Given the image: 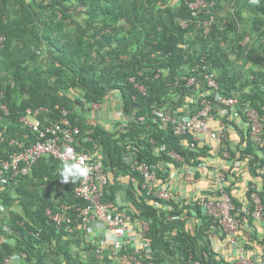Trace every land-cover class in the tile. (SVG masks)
Here are the masks:
<instances>
[{"label": "trees", "instance_id": "trees-1", "mask_svg": "<svg viewBox=\"0 0 264 264\" xmlns=\"http://www.w3.org/2000/svg\"><path fill=\"white\" fill-rule=\"evenodd\" d=\"M195 1L0 0V160L22 149L16 141L27 146L41 140L20 121L27 108L43 107L42 130L60 118L78 126L76 151L95 152L108 174L104 198L117 211L148 222L149 252L137 254L143 264L234 260L215 245L214 239L226 235L198 199L154 197L127 156L151 165L161 183L182 178L183 167L196 168V177L198 166L213 165L216 155L243 161L253 178H264V0H202L193 13L189 4ZM205 74L214 76L217 88L207 85ZM216 93L235 97L238 110L234 120L227 107L212 105L214 117L223 119L220 140L192 146L191 133L176 134L171 121L157 113L191 115L203 96L213 100ZM250 109L261 124L256 138L246 115ZM228 125L237 130V141L229 137ZM65 163L71 162L42 154L28 173L0 183V264L20 252L21 264H133L108 253L95 256L83 228L69 232L66 223L57 228L46 215L47 208L61 211L65 204V214L74 217L83 204L73 195L79 179H61ZM219 167L239 231L251 236L242 241L245 252L252 254L255 239L264 264V231L258 236L254 230L255 220L264 221V185L258 190L249 181L240 200L231 194L233 182L226 185L228 170ZM253 192L260 198L259 216ZM120 253L133 250L126 246Z\"/></svg>", "mask_w": 264, "mask_h": 264}, {"label": "built area", "instance_id": "built-area-1", "mask_svg": "<svg viewBox=\"0 0 264 264\" xmlns=\"http://www.w3.org/2000/svg\"><path fill=\"white\" fill-rule=\"evenodd\" d=\"M202 4V0H196L189 4L191 9H195L193 13ZM199 10V9H198ZM205 32L208 30L209 22L204 21ZM184 24V23H183ZM4 36L0 34V43ZM207 85L211 89L217 88L214 76L205 74ZM193 79H189V84ZM207 86V87H208ZM143 90V87H139ZM3 91L0 89V95ZM193 101V99H192ZM195 101V100H194ZM220 106H225L229 109L230 117L234 120L238 116L236 108L237 99L231 96H224L216 93L213 100L203 96L199 101L201 107L193 114H173L170 111H160L157 113L161 116L164 122L168 120L173 124V129L176 134L191 133L193 135L194 146L195 142H201L205 137L213 140H220L223 136L222 129L215 126L212 127L210 120L214 119L212 114V105L214 103ZM195 103V102H194ZM2 109L7 112V108L2 104ZM43 107L36 109L27 108L23 115L20 116V121L29 126L33 131L39 133L41 140L32 142L24 146L22 142L16 141L18 148L7 159L0 160V183H6L7 180L16 174H26L30 171L32 164L42 155L49 154L60 160L61 162H79L84 160L85 165L90 169L87 176L79 177L78 183L73 188L75 198L81 199L83 204L75 209V216L70 217L65 214V209L68 208L65 204L61 205V211L53 212L51 209H46V215L59 228L63 223H66V230L71 232L78 228L85 230L86 237L93 240L92 253L95 256L108 253L117 261L130 258L133 264H143L140 260L141 252H149V242L144 238V233L148 228L146 220L132 219L131 215L124 211H117L116 204L109 199L104 198L105 186L108 183V174L103 169L102 159L95 152L82 151L77 152L73 142L76 140V135L79 133V127L71 125L66 118H60L59 121L48 125L46 129H40V121L38 119L39 112ZM218 114L223 115L221 111ZM251 133L257 137L261 124L257 113L254 109L247 111ZM1 136V132H0ZM165 145H161L164 149ZM171 155L177 161L181 160L180 154L172 151ZM130 161V166L143 177L141 186L158 199L170 200L174 197L171 183L159 180L152 166L144 161L137 160L127 156ZM198 170L203 174L211 175V189L206 193L198 196V204H201L204 212L212 217L213 221L217 222L225 235L229 238L232 245L237 244V235L239 233V223L235 216L231 213L233 208L228 194L223 191L222 184L225 181L224 171L217 165L207 166L202 163L198 166ZM196 168L183 167L182 180H190L193 176V170ZM70 179V178H69ZM220 191V192H219ZM251 198L255 204L254 214L259 216L262 206L260 198L256 192L251 194ZM73 214V215H74ZM129 246L133 250V254H121L123 247ZM25 256L23 252L19 254L7 255L4 259L5 264H13L12 260L20 261L21 257ZM188 264H198L197 261H191ZM232 264H257L255 259L245 252V250H237L236 259Z\"/></svg>", "mask_w": 264, "mask_h": 264}, {"label": "crops", "instance_id": "crops-1", "mask_svg": "<svg viewBox=\"0 0 264 264\" xmlns=\"http://www.w3.org/2000/svg\"><path fill=\"white\" fill-rule=\"evenodd\" d=\"M106 121V120H103ZM210 123L213 126L217 128H223V119L221 117H215L214 119L210 120ZM105 124V123H104ZM107 125L108 121H107ZM228 131L229 137L237 141L238 140V134L237 130H235L231 126L225 127ZM209 138L205 137L201 142H208ZM212 164L224 167L228 170L229 175L228 179L226 180V185H228L230 182H233V185L231 187V194L235 196L236 198L243 200L245 198V192L247 190V183L249 181H252L253 184L256 186L258 190L262 189V186L264 185V178L262 177H252L248 170L245 168L244 162H234L232 163V160H226L224 157H221L219 155H216L212 159ZM197 176L195 175L188 181L182 180L181 177L174 178V180L171 182V188L174 195L179 196L180 198H184L185 200H191V199H197L198 196L206 193L211 189V175L208 173L203 174L201 171L196 172ZM234 174V175H233ZM255 226H257L255 230V234L260 236L264 231V221L261 219L255 220ZM249 232L245 231H239L237 235V244L236 246L232 245L229 238L225 236L224 239H214V243L216 246H219V249L223 252V254L226 256L227 260L233 261L236 259L237 250H248L244 248L243 240L248 241L251 239V236H249ZM254 242H252V256L255 259V262L257 264H263L262 259L260 257L259 252L261 253L262 245L259 244L255 239H253ZM249 242V241H248ZM13 264H21V261L18 260H12Z\"/></svg>", "mask_w": 264, "mask_h": 264}, {"label": "clouds", "instance_id": "clouds-1", "mask_svg": "<svg viewBox=\"0 0 264 264\" xmlns=\"http://www.w3.org/2000/svg\"><path fill=\"white\" fill-rule=\"evenodd\" d=\"M255 2V0H253ZM90 169L85 165L84 160L80 159L79 162L65 163L61 169V179L63 182H69V178H79L87 176Z\"/></svg>", "mask_w": 264, "mask_h": 264}, {"label": "rangeland", "instance_id": "rangeland-1", "mask_svg": "<svg viewBox=\"0 0 264 264\" xmlns=\"http://www.w3.org/2000/svg\"><path fill=\"white\" fill-rule=\"evenodd\" d=\"M13 263V262H12Z\"/></svg>", "mask_w": 264, "mask_h": 264}]
</instances>
